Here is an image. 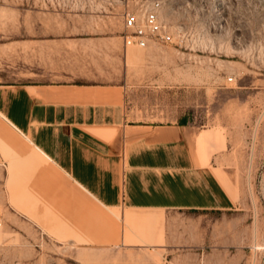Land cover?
Returning <instances> with one entry per match:
<instances>
[{"label": "rangeland", "instance_id": "374dc122", "mask_svg": "<svg viewBox=\"0 0 264 264\" xmlns=\"http://www.w3.org/2000/svg\"><path fill=\"white\" fill-rule=\"evenodd\" d=\"M153 1L181 44L126 48L124 12ZM0 83L123 86L129 122L186 123L195 163L194 136L218 132L205 146L207 167L234 203L134 211L147 242L126 240L130 229L119 218L105 227L110 210L60 172L14 163L27 148L0 119V264H264L262 130L251 144L264 105V0H0ZM81 225L120 239L83 245Z\"/></svg>", "mask_w": 264, "mask_h": 264}, {"label": "crops", "instance_id": "0c3cea01", "mask_svg": "<svg viewBox=\"0 0 264 264\" xmlns=\"http://www.w3.org/2000/svg\"><path fill=\"white\" fill-rule=\"evenodd\" d=\"M122 88L0 83V114L7 121L0 119L27 148L14 163L20 159L33 163L50 178L60 172L95 205L110 210L103 217L105 227H113L118 219L113 211L125 208L119 219L133 233L125 234L126 240L147 242L145 234L136 229L141 218L134 211L232 209L231 196L207 167L205 146L209 139H218L215 132L204 136L208 131L204 129L194 136L195 145L200 136L204 139L200 160L196 158L202 166L197 165L186 123L129 122ZM84 225L74 230L83 245L114 247L99 242L120 239L108 229L104 236L97 231L87 233Z\"/></svg>", "mask_w": 264, "mask_h": 264}, {"label": "built area", "instance_id": "2783aa9c", "mask_svg": "<svg viewBox=\"0 0 264 264\" xmlns=\"http://www.w3.org/2000/svg\"><path fill=\"white\" fill-rule=\"evenodd\" d=\"M161 4L159 1H153L142 5L137 11H128L123 14L122 36L123 44L127 48L135 46L139 48L148 47L154 44H181L180 33L175 32L172 26L164 22L161 18ZM233 81V78H229ZM260 130L261 133H260ZM262 136L264 146V105L258 113L253 123L251 144L254 143V136ZM259 195L261 197L262 210L264 214V176L259 182Z\"/></svg>", "mask_w": 264, "mask_h": 264}, {"label": "bare ground", "instance_id": "6f19581e", "mask_svg": "<svg viewBox=\"0 0 264 264\" xmlns=\"http://www.w3.org/2000/svg\"><path fill=\"white\" fill-rule=\"evenodd\" d=\"M0 116L4 119V120H6L1 114H0ZM7 121V120H6ZM11 128V127H10ZM213 132H211V131H206L205 132V135L204 136H208V135H210V134H212ZM215 134H216V137L219 139L220 138V134L218 133V132H215ZM203 137H199L198 138V142H199V144L201 145V144H203ZM205 156V155H204ZM112 213V212H111ZM113 215H115L117 218H120V216H119V214L118 213H115L114 212V214ZM124 230V229H123Z\"/></svg>", "mask_w": 264, "mask_h": 264}]
</instances>
